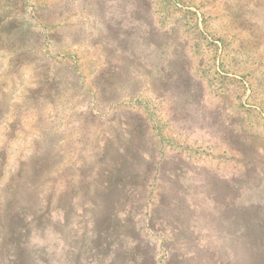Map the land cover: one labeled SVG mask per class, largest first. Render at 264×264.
I'll list each match as a JSON object with an SVG mask.
<instances>
[{"label": "rangeland", "instance_id": "1", "mask_svg": "<svg viewBox=\"0 0 264 264\" xmlns=\"http://www.w3.org/2000/svg\"><path fill=\"white\" fill-rule=\"evenodd\" d=\"M32 31L42 36L33 37ZM41 44L49 55H70L53 75L40 74L37 67L40 52L33 48ZM22 51L31 64H24ZM67 79L71 86L63 85ZM45 85L59 91L65 87L69 102L50 105L30 98ZM42 105L51 114L38 124L34 111ZM109 117L114 118L106 121ZM14 118H22L25 127L11 138L5 134ZM121 124L135 130L134 144L169 160L165 168L175 171L178 180L177 197L183 204L170 219H182L179 212L186 215L183 228L172 235L168 227L162 235L140 229L157 258H165L159 245L169 235L198 239L210 249L199 252L200 259L225 264L229 235L244 234H236L235 227L229 230L228 224L220 227L221 219H241L250 235L264 238V0H0L4 178L10 179L14 168L25 173L41 158L42 169L56 173L58 183L48 217L24 214L22 236L30 247L44 250L37 264H72L74 254L49 228L39 231L29 225L33 219H46L67 233L66 240L83 234L82 224L78 233L76 228L70 231L73 222L112 219L106 208L90 204L91 199L100 200L96 190L82 184L66 187L64 169L77 174L78 158H98L102 145L92 150L95 142L87 137L100 140L108 127ZM37 127L40 132H35ZM123 138L119 144H125ZM23 181L20 177L16 183L15 198L25 205L35 191L49 187L39 178L33 191ZM161 184H152L153 194ZM67 192L71 195L65 197ZM69 197L74 199L69 202ZM158 199H150L155 207ZM4 211L0 206V219H14ZM145 212L137 218L140 226ZM129 258L117 255L93 264Z\"/></svg>", "mask_w": 264, "mask_h": 264}, {"label": "trees", "instance_id": "2", "mask_svg": "<svg viewBox=\"0 0 264 264\" xmlns=\"http://www.w3.org/2000/svg\"><path fill=\"white\" fill-rule=\"evenodd\" d=\"M31 34L37 38L42 36L41 33L33 31ZM42 45L36 47V49L33 48L40 52L37 58H39L40 64H43H39L37 67L40 69V74L53 75L57 68L56 65L64 63L70 55L54 53L53 55L57 59L51 62L52 59L50 57L53 55H49ZM18 47L21 50L25 49L23 46ZM19 55L26 58L24 64L32 63L33 60L29 59L27 51L26 53L22 51ZM71 69L69 72H74L73 68ZM63 85H66V87L71 86L70 80L67 79ZM45 86L43 89L33 91L31 94H34L30 95V98L33 97L37 103L46 101V104L50 105H58L62 100L69 102V99H66L67 93L65 87H61L59 91L53 86ZM103 94L104 89L102 88L100 89V98L104 101ZM42 107L46 106L42 105L34 111L38 114L36 115L38 116V124H42L51 114V111L42 109ZM70 112L71 108H69ZM113 118L109 117L106 121ZM11 122L12 125L8 127L6 136L9 135V137L13 138L17 133L22 134L24 132L25 122L22 118H14ZM124 126V124H121V127H108L101 135V138H99L100 140L91 141L87 137L86 141L95 142L92 150L97 149L99 151L98 148L102 145L101 154H98V158L94 157V159L78 158L77 160H80V163L77 167V174H71L64 169V177H69V179L65 180V184L67 183L66 187L74 189L77 185L82 184L85 185L86 189H90L91 187L96 190L98 192L97 198L100 199L99 203L96 199H91L89 201L90 204L106 208L112 219L89 218L84 219L85 222L83 223L73 222L70 225L71 232L76 228L78 233L80 230L77 226H80V224H82L81 230H83L81 236L78 237V234L73 235V237L71 236L74 239V243L71 237L66 240L65 235L67 233L64 234L55 229L54 225L52 226L49 222L47 224L46 219H33L29 225L37 228L39 231L49 228L65 244L64 247L74 254L72 264H93L99 258L108 259L117 255L119 257L130 258L119 263L113 262V264H133L136 260H140L138 264H219V261L215 263L211 259L204 261L202 258V260L199 258L201 253H206L210 249L207 246H201L198 239H179L177 236H171L170 238L169 235L168 237H162L159 247L166 252V255L165 258L159 259L155 256V248L151 241L141 237V228L149 230L153 234L162 235L163 230L168 227L171 230L170 235H172L183 228V223L186 222V219L183 218L186 215L179 212V216L182 219H170L172 214L174 216V213L179 209V204H183V201L181 199L178 200L177 197L176 190H178L179 186L175 171L165 168L169 160L165 162L161 156L157 158L158 153L145 150L141 143L134 144L132 136L135 130L132 127ZM86 129L87 127H85ZM35 130H38L35 132L41 131L38 127ZM105 135H108V137L103 139ZM123 136L124 145L118 143V139ZM4 151V148L0 149V206L6 209L4 216H10V218L14 219H0V264H37L42 260L44 250H35L33 247H30L28 241L22 236L21 231L26 221L24 214L30 213L33 217L37 213H41L43 216L48 217L49 206L53 204L51 196L55 194V186L58 184L56 173L53 172L48 175L46 169H42L43 166L40 164V160L42 159L40 158L25 173H21L18 169L14 168L12 170L14 175L10 179H5L7 155ZM109 154H112L113 157L109 158ZM94 156H97V154L94 153ZM32 161V158L28 160V162ZM48 162L50 164V159H48ZM20 177H24V185L28 186L31 190L35 189V183L39 178L46 179L49 182V187L41 193L38 192L36 194L35 191V196L31 197L32 201L26 205L19 203L15 195L17 194L16 183ZM167 177L169 178L167 179ZM150 180L154 186L157 185H155L157 181L164 184H161L162 186L159 185L158 190L156 189L157 192L153 194V185L148 184ZM68 195H71L70 192H67L64 196L68 197ZM155 196L159 198L158 206L156 207L153 201L150 200ZM226 196L225 198L227 199L229 195ZM68 199L70 202L74 198L69 197ZM149 203L150 206H148ZM157 207L161 213L157 211ZM143 209L146 210L145 217L147 219L141 221L140 226L139 219L137 218ZM87 213H84L83 210L82 216L84 215L87 218ZM119 216L121 219H117ZM225 224H228L229 230L235 227L237 228L236 234L242 232L244 235L239 238L234 237L232 234L229 235L231 237L229 240L230 251L223 256L225 259L224 263L264 264V238L258 235H250L247 225L241 219L219 220L218 225L220 227H223ZM172 225L173 227H171ZM141 231L143 230L141 229ZM223 242L225 243V241ZM232 245H236V248L231 249ZM189 246H191L190 249ZM235 249L240 251L241 256H239V252L235 251ZM199 252L201 253L199 254Z\"/></svg>", "mask_w": 264, "mask_h": 264}]
</instances>
